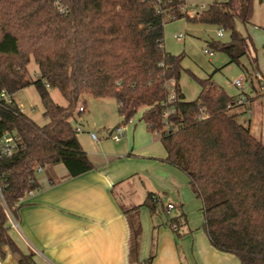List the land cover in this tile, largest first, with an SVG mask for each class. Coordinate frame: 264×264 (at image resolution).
<instances>
[{
	"label": "trees",
	"instance_id": "trees-1",
	"mask_svg": "<svg viewBox=\"0 0 264 264\" xmlns=\"http://www.w3.org/2000/svg\"><path fill=\"white\" fill-rule=\"evenodd\" d=\"M253 1L213 0L191 15L182 11L184 0H64L69 11L62 15L49 0H1L0 91L12 101L0 104V126L21 138L20 150L0 161L2 194L10 213L18 207V196L39 187L37 166L62 164L70 177L94 168L72 120L80 114L76 107L84 96L112 97L125 122L141 110L147 129L160 137L165 161L187 176L202 203V228L212 246L234 254L239 264H264V142L231 111L242 105L235 103L237 96L228 95L211 76L198 80L195 99L185 100L179 87L184 54L163 48L168 21L184 18L220 26L230 31L231 39L209 41V51L225 52L228 63L238 64L251 82L256 54L251 53L250 36L237 32L234 18L248 23ZM244 55L249 71L239 63ZM31 59L37 65L36 79L27 74ZM29 84L36 88L47 119L41 126L13 99ZM170 88L176 98L165 105ZM52 89L59 91L64 105L53 101ZM166 106L174 112L165 118ZM143 204L151 213L174 209L168 210L152 192ZM138 207L125 211L132 259L137 258L141 236ZM7 219L0 201V259L10 252L17 264H36L10 237ZM166 224L178 234L186 224L184 214L168 216ZM152 258L150 254L146 264Z\"/></svg>",
	"mask_w": 264,
	"mask_h": 264
},
{
	"label": "crops",
	"instance_id": "crops-1",
	"mask_svg": "<svg viewBox=\"0 0 264 264\" xmlns=\"http://www.w3.org/2000/svg\"><path fill=\"white\" fill-rule=\"evenodd\" d=\"M163 48L175 54L166 47L165 36ZM256 58L259 76L249 89L242 90L247 101L231 111L264 142V87H260L264 86V50ZM181 76L179 87L189 100ZM138 115L137 122L120 117L118 125L125 133L118 142L107 136L118 125L106 127L105 139L98 142L90 138L91 131L80 129L83 135L77 134V138L93 169L70 177L62 164H56L45 165L43 168L50 166L51 170L36 174L41 190L7 219L10 237L23 253L33 255L36 264H146L150 254V264H239L234 254L212 246L202 228V203L190 189L187 176L165 161L159 135L150 132L141 113ZM149 192L160 196L164 204H173L174 209L168 215L159 209L151 213L143 204ZM137 206L141 236L137 258L132 259L125 211ZM177 212L186 220L178 234L166 224L168 216ZM0 264L17 262L6 252Z\"/></svg>",
	"mask_w": 264,
	"mask_h": 264
},
{
	"label": "rangeland",
	"instance_id": "rangeland-1",
	"mask_svg": "<svg viewBox=\"0 0 264 264\" xmlns=\"http://www.w3.org/2000/svg\"><path fill=\"white\" fill-rule=\"evenodd\" d=\"M182 11H187L191 15L205 9L213 0H184ZM235 28L241 36H250L251 53L257 56L264 50V0L253 1V13L248 23H243L238 17L234 18ZM222 29V36L216 35L217 30ZM178 33L183 34V39H175ZM165 44L170 52L175 54L183 53L182 65L184 70L181 76V87L186 97L196 98L200 90L199 79L211 76L212 80L222 86L225 92L230 96L240 93L231 81L239 76L243 77V89H249L251 83L240 66L236 63H228V56L225 52L211 49L212 53H204V49L209 50V41L228 43L231 39L230 31L220 26L207 23L187 22L184 18L168 21L164 27ZM239 63L243 64L248 71L251 69L249 57L246 55L240 57ZM37 65L33 61L27 65V74L31 79L37 77ZM256 85V81H253ZM50 96L57 104L64 105L65 100L59 91L50 90ZM15 101L20 109L37 125H43L47 119L42 115L43 106L40 96L33 84H29L14 94ZM84 101L79 103L85 105L83 113L76 114L75 120H72L74 127L79 126L96 133L99 140H104L106 136L105 128H112L121 123L117 110V104L112 97L95 98L84 96ZM139 111V110H138ZM141 113V111H139ZM140 113L133 116L134 122H137ZM77 120V121H76ZM81 122V124L79 123ZM83 135V132H78ZM106 139H108L106 137ZM109 140V139H108ZM51 167L43 168L39 175L50 171Z\"/></svg>",
	"mask_w": 264,
	"mask_h": 264
},
{
	"label": "built area",
	"instance_id": "built-area-1",
	"mask_svg": "<svg viewBox=\"0 0 264 264\" xmlns=\"http://www.w3.org/2000/svg\"><path fill=\"white\" fill-rule=\"evenodd\" d=\"M49 1L57 13L62 14V15L68 13L69 8L65 4L64 0H49ZM157 1L159 2L160 0H157ZM184 6H186V4ZM216 35L218 37L222 36V29L221 28H219L217 30ZM174 37L177 40H180L183 38V34L178 33ZM204 53L211 54L212 52H210L208 49L207 50L204 49ZM258 76L259 75L257 73H255V77L257 78ZM232 84L238 90H240V94L237 97L235 103L236 104L245 103L247 101V97L242 92V90H243V77L240 76V77L233 79ZM260 87H261V89H263L264 86L260 85ZM175 98H176V96H175L174 90L172 88H170V92L168 94L166 103H164V104L166 105L167 103L173 102L175 100ZM11 101H12V97L5 90H1L0 91V104L11 103ZM83 111H84V106L79 103L76 107V112L81 113ZM173 112H174V108L172 106H166L164 109L163 115L166 118L169 114H171ZM168 127H169V124L167 122H165L163 128L168 129ZM80 129L81 128L79 126L75 127V130L77 132H79ZM124 133H125L124 127L122 125H118V126L114 127L113 129H111L108 132L107 136L112 141L118 142L124 137ZM89 136L93 141H95V142L99 141L96 133L89 132ZM20 148H21L20 136L14 130L2 129L0 126V161L13 157L20 150ZM42 169H43L42 166H37L36 170H35V174L41 172ZM2 180H3L2 175L0 174V201H1L2 205L5 207L7 215L10 216L11 213L5 205V201H4L3 194H2V188H3ZM40 190H41L40 185H39V187L34 188V189H26L20 196H18L15 205L19 206L20 204H23L28 197L32 196L35 192L40 191ZM172 208H173V204H168L167 209L171 210Z\"/></svg>",
	"mask_w": 264,
	"mask_h": 264
}]
</instances>
